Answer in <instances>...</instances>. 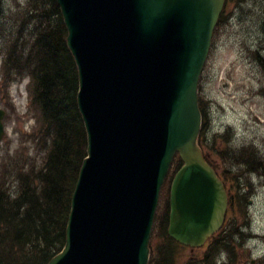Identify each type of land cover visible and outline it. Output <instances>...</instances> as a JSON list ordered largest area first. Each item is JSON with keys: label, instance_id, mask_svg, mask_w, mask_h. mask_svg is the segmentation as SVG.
<instances>
[{"label": "water", "instance_id": "95a60500", "mask_svg": "<svg viewBox=\"0 0 264 264\" xmlns=\"http://www.w3.org/2000/svg\"><path fill=\"white\" fill-rule=\"evenodd\" d=\"M77 66L86 156L62 249L46 264H147L173 157L167 233L201 245L223 184L198 145V82L225 0H56ZM0 108V139L3 134Z\"/></svg>", "mask_w": 264, "mask_h": 264}, {"label": "trees", "instance_id": "16d2710c", "mask_svg": "<svg viewBox=\"0 0 264 264\" xmlns=\"http://www.w3.org/2000/svg\"><path fill=\"white\" fill-rule=\"evenodd\" d=\"M30 1L22 23L32 34L30 45L22 51L13 45L6 48L4 68L29 76L31 106L40 119L36 138L46 150L37 166L20 167L16 187L9 186L0 169V264H46L61 249L71 193L86 155V132L76 105L77 69L58 5L55 0ZM2 12L0 4V23ZM14 77L18 76L12 73L9 79ZM199 107L203 127L206 110L200 100ZM202 136L203 130L199 142ZM180 165L176 157L165 181L166 197L152 231V240L163 243L153 247L148 264H174V252L180 247L166 231L169 184Z\"/></svg>", "mask_w": 264, "mask_h": 264}, {"label": "rangeland", "instance_id": "374dc122", "mask_svg": "<svg viewBox=\"0 0 264 264\" xmlns=\"http://www.w3.org/2000/svg\"><path fill=\"white\" fill-rule=\"evenodd\" d=\"M0 4L3 7L0 23V108L5 110L0 169L9 186L16 187L20 183V167L23 164L26 168L37 166L43 156L41 152L46 149L36 138L40 119L31 104L28 105L30 88L27 74L14 70L12 73L18 77L8 83L11 70H3L6 48L13 45L16 51L28 50L32 34L23 28L22 23L23 11L31 6V1L0 0ZM263 22L264 0L225 1L200 76L198 92L206 110V125L201 129L202 150L209 148L204 143V135H214L222 130L218 132L222 134V142L219 137L211 139L212 157L229 160L234 149L246 163L261 170L260 177L255 179L258 187L254 204L257 224L264 229V166H261L264 162ZM166 193L165 182L157 210ZM159 243L163 242L153 238L152 248ZM257 253L263 258L259 264H264L262 239H259ZM192 254L188 248L178 247L174 252V264H192Z\"/></svg>", "mask_w": 264, "mask_h": 264}, {"label": "flooded vegetation", "instance_id": "af4514ba", "mask_svg": "<svg viewBox=\"0 0 264 264\" xmlns=\"http://www.w3.org/2000/svg\"><path fill=\"white\" fill-rule=\"evenodd\" d=\"M218 132L206 138L209 148L205 149L204 156L221 179L226 192L224 218L201 246L184 247L193 253L190 256L192 264H216V260L222 264H259L263 258L256 252L259 239L264 240V229L256 221L254 196L258 187L255 179L260 177L261 170L246 163L234 149L229 160L213 158L211 139L219 137L222 142V134Z\"/></svg>", "mask_w": 264, "mask_h": 264}]
</instances>
